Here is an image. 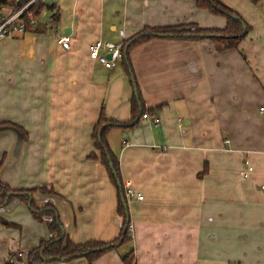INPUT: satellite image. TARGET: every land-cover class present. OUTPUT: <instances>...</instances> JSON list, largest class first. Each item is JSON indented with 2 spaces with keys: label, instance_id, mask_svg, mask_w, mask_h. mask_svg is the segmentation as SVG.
Listing matches in <instances>:
<instances>
[{
  "label": "crops",
  "instance_id": "1",
  "mask_svg": "<svg viewBox=\"0 0 264 264\" xmlns=\"http://www.w3.org/2000/svg\"><path fill=\"white\" fill-rule=\"evenodd\" d=\"M123 1L118 13L112 0H42L56 7L36 18L45 32L0 39V106L17 108L25 132L19 139L0 129V181L52 189L56 196H36L35 203L53 205L76 244L119 235L116 189L100 162L87 157L98 154L91 133L101 107L109 120L131 119L122 61L105 69L89 58L90 46L118 45L147 27L226 24L195 0ZM220 1L250 27L236 49L216 52L208 38H153L129 52L140 96L159 124L141 118L135 129L107 135L124 188L142 200L127 201L129 242L92 264H125L129 253L131 264H264V0ZM62 35L71 37L69 50L56 43ZM9 112L0 124L12 122ZM25 206L0 208L9 224L0 227L33 235L17 250L3 246L0 264L18 254L16 264H26L28 251L52 236L50 218L35 222Z\"/></svg>",
  "mask_w": 264,
  "mask_h": 264
},
{
  "label": "trees",
  "instance_id": "2",
  "mask_svg": "<svg viewBox=\"0 0 264 264\" xmlns=\"http://www.w3.org/2000/svg\"><path fill=\"white\" fill-rule=\"evenodd\" d=\"M28 2L29 0H0V8L13 7L18 10L24 7ZM195 6L197 9L206 10L214 16L223 17L226 22L225 27L222 29H206L200 28L196 24L147 27L122 42L121 61L125 67V73L132 87V97L130 101L131 119L125 122L109 120L105 117L104 108L101 107L97 123L91 133V140L93 142L94 149L98 154L91 153L87 157L90 161L100 162V164L105 168L111 183L116 189L117 214L121 217L122 224L119 235L115 240L111 242L93 240L81 244L73 243L64 231L57 209L49 203L41 207L37 206L35 203L34 198L36 196H56V193L52 189L49 190L44 187L12 189L0 181V208L7 206L14 201L28 204L29 196H31L32 201L28 208L34 220L41 222L45 217L50 218V221L46 222V226L52 236L47 240L40 241L37 247L28 251L25 260L26 264L70 262L78 258H84L87 261V264H92L103 254L120 248L129 242V212L128 207L125 209V206H127V200L124 196V185L120 172L119 161L110 150L106 138L108 133L115 128L122 130L135 129L144 113L151 114L154 111L146 109L143 99L140 96L136 79L129 62L130 50L135 46L153 38H208L214 42L216 52H223L230 49H236L241 40H243L248 34L250 29L249 25L238 15L237 12L224 5L220 0H195ZM55 8L54 4L44 5L40 0L31 5L20 16V18L25 22V33H40L46 31L45 26L43 27L38 25L37 27H31L28 22V13H32L33 17L37 18L44 9L54 11ZM50 19L57 22V12L54 13ZM5 127L14 128L19 134H21V137L24 138L25 132L20 127H14V125L10 123L0 124V129ZM2 163L3 159L0 161V169L2 167ZM122 199L125 200V206L122 203ZM0 225L8 226L9 224L0 216ZM131 255L132 253H129L123 257V262L125 264H131ZM20 260V257L17 256L15 259L7 261L4 264H16Z\"/></svg>",
  "mask_w": 264,
  "mask_h": 264
},
{
  "label": "built area",
  "instance_id": "3",
  "mask_svg": "<svg viewBox=\"0 0 264 264\" xmlns=\"http://www.w3.org/2000/svg\"><path fill=\"white\" fill-rule=\"evenodd\" d=\"M36 1L39 0H29V2L24 7L18 10L11 7L15 13L11 17H6L0 23V39H4L8 37L12 33H17V34L25 33L24 31L25 22L20 18V16ZM40 1L42 2V0ZM12 9L10 10L11 12L13 11ZM27 16L30 26L36 27L37 26L36 18L33 17V14L28 13ZM56 43L61 49L69 50L71 48V37L69 35H62L57 38ZM121 46L122 43L115 45L109 42L96 41L93 45L90 46L89 58L101 64L105 69L108 70L112 69L115 66V64L121 60ZM259 113L264 116V107L259 108ZM142 119L150 121L151 124H153L154 126H157L159 124V118L155 114L144 113L142 115ZM124 196L127 201L132 198H136L137 200H142V196L140 194L134 193V191L130 189L128 186L124 188ZM129 231H130V226H129ZM21 256H22L21 254H18V257Z\"/></svg>",
  "mask_w": 264,
  "mask_h": 264
},
{
  "label": "rangeland",
  "instance_id": "4",
  "mask_svg": "<svg viewBox=\"0 0 264 264\" xmlns=\"http://www.w3.org/2000/svg\"><path fill=\"white\" fill-rule=\"evenodd\" d=\"M57 1L62 2V0H57ZM112 2L115 3L114 9L117 10V12L119 13L121 11V9L123 8V4L125 3V1H123V0H112ZM46 3H49V0H46ZM2 8H0V23L6 17H11L15 13L11 7H2ZM11 9L13 10L12 12L10 11ZM49 14H50V11H48L47 9H44L42 12L41 18L39 17L40 21L44 20L45 18L47 19ZM65 15L67 16V14H65ZM117 22H118V25H121L122 19L120 16H119V18H117ZM105 30H106V27H105ZM11 35H18V36L20 35L21 36L22 34L12 33ZM117 35H119V33H117ZM120 38L121 37L118 36V38H116L115 42H118L120 40ZM103 39H104V37H102L101 40H103ZM8 111H10L9 113H11V114H13V111H14V114H16V115H14L15 118L13 117L12 122H9V123L14 125V127H18V128L20 127L22 129L20 123L16 119V116L17 117L21 116V115L17 114L18 113L17 108L12 110L11 106H6V105L0 106V114L2 112H8ZM10 129H12L16 133H18L14 128H10ZM13 134L15 135L14 132H13ZM18 134H17V140H18ZM20 137H21V134H19V139H20ZM15 141H16V139H15ZM2 164H4V160H3ZM25 207H26L27 212L29 213V216L31 217V219L34 220L31 212L29 211V208L27 206H25ZM35 222H37V221H35ZM13 229L14 228H12V230H5L2 227H0V230H1L0 231V257L2 255V251H4V249H1L3 246L6 247L7 252H8V250H15V249L17 250L21 247H24V245L27 244V241L29 239L33 238L32 233L28 230H24L23 235L19 237L18 234L13 233Z\"/></svg>",
  "mask_w": 264,
  "mask_h": 264
},
{
  "label": "water",
  "instance_id": "5",
  "mask_svg": "<svg viewBox=\"0 0 264 264\" xmlns=\"http://www.w3.org/2000/svg\"><path fill=\"white\" fill-rule=\"evenodd\" d=\"M118 186H120V185H118ZM31 201H32V198H31V196H29V202H28V204H27L28 207L30 206ZM122 203H123V204L125 203V200H124V199H122ZM124 206H125V204H124ZM125 209H127V206H125ZM106 248H108V247H106Z\"/></svg>",
  "mask_w": 264,
  "mask_h": 264
}]
</instances>
